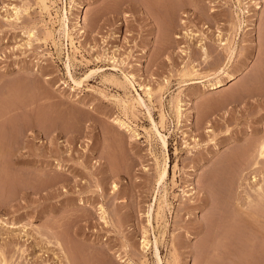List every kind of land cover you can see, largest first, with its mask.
<instances>
[{"label":"rangeland","instance_id":"obj_1","mask_svg":"<svg viewBox=\"0 0 264 264\" xmlns=\"http://www.w3.org/2000/svg\"><path fill=\"white\" fill-rule=\"evenodd\" d=\"M263 63L264 0H0V261L264 264L231 235L264 206Z\"/></svg>","mask_w":264,"mask_h":264},{"label":"bare ground","instance_id":"obj_2","mask_svg":"<svg viewBox=\"0 0 264 264\" xmlns=\"http://www.w3.org/2000/svg\"><path fill=\"white\" fill-rule=\"evenodd\" d=\"M122 4V3H121ZM120 6V5H119ZM61 30H59V32H61V34H63V36L66 38V39H69V35H70V26L68 25V22H67V18L66 17H63L62 20H61V26H60ZM240 27H242V24H240ZM84 33V32H83ZM34 36V35H33ZM194 36V35H193ZM190 38V37H189ZM34 39V38H33ZM224 45V44H223ZM205 48V47H204ZM202 49V48H201ZM205 50V49H204ZM203 51V50H202ZM206 51V50H205ZM235 49L233 50H229V56H228V63L232 62L233 59H234V55H235ZM208 52V51H207ZM206 52V53H207ZM203 53V52H202ZM208 55V54H206ZM116 59V58H115ZM206 59V58H205ZM208 59V58H207ZM68 61H69V64L71 63V58L70 56H68ZM123 63V62H122ZM264 64V63H263ZM69 68L71 67V64L68 66ZM227 67V66H226ZM193 69V68H192ZM225 71H226V68H224ZM194 70V69H193ZM223 71V70H222ZM221 71V72H222ZM223 71V72H225ZM255 71V70H254ZM261 71V70H260ZM259 71V72H260ZM220 72V73H221ZM252 72V71H251ZM69 73H70V70H69ZM94 73V72H92ZM92 73L90 75H92ZM240 73V72H239ZM96 74V73H95ZM262 75H260L258 72H254L252 73V75L250 76V79H249V86H250V95L249 98H251L250 100L253 102L254 100L252 99H255V96L257 95L256 93H259L258 90L256 91V88L258 85H260V83L258 85L255 86L256 82L261 79L259 77V75L262 77V79H264V69L261 73ZM71 75V73H70ZM72 76V75H71ZM237 73H231L227 76V81L230 82L232 80H235L237 77ZM89 77V76H88ZM86 78V77H85ZM90 78V77H89ZM258 78V80H257ZM72 79V78H71ZM261 79V80H262ZM75 81V80H74ZM80 83V82H79ZM75 84L78 85V82L75 81ZM133 85V84H131ZM264 86V85H263ZM260 87L258 86L259 88H264V87ZM225 87V84L224 82H218L216 84H213L211 86V90L212 91H220L222 90L223 88ZM256 87V88H255ZM258 88V89H259ZM262 90V89H260ZM259 90V91H260ZM264 90V89H263ZM148 91V90H147ZM149 92V91H148ZM149 94V93H148ZM151 94V93H150ZM153 95V94H152ZM259 95H261L259 93ZM258 96V95H257ZM256 96V97H257ZM264 96V94L262 95ZM259 97V96H258ZM257 97V98H258ZM142 99V98H140ZM139 99V100H140ZM256 101V99H255ZM142 103V102H141ZM254 103V102H253ZM122 105L125 109H127V102L126 101H122ZM252 108V107H251ZM256 110V109H255ZM125 111V110H124ZM127 111V110H126ZM151 112V111H149ZM126 115V114H125ZM151 116V114H149ZM152 120V123L154 124L153 128H154V133H157L156 136H158L159 138V141L161 142L162 146L164 147V149L166 150L164 153H165V156H164V161L162 162V164L160 163V161L157 159V168H158V179H157V185H161L163 184L168 175H169V157H168V152H167V149H168V140H167V136L163 135L158 129H157V124L156 122L152 119V117L150 118ZM115 124L117 126H119L121 129H128V127L126 126V123H124L123 121H120V120H115ZM263 135V134H262ZM261 135V136H262ZM256 140V139H255ZM257 143H255L256 146H252V148L250 149V158L253 159V164H252V167L253 168H257L259 166V164L261 162H263L264 160V135L263 137H261L259 140H256ZM249 151V150H248ZM249 162V161H248ZM251 163V161H250ZM245 170V169H244ZM260 171V170H259ZM54 184V183H53ZM164 189V199L166 200L167 202V197H168V194H167V189H165V187L163 188ZM254 190V193H257L258 197L255 196V199L259 198V199H263L264 200V186L263 184L262 185H257L255 187ZM254 193H250L251 195ZM159 195V194H158ZM254 198V197H253ZM241 199V198H239ZM249 199V198H248ZM258 199V200H259ZM261 199V200H262ZM260 200V201H261ZM256 202V201H255ZM261 202H264V201H261ZM252 203V201H251ZM250 204V202L248 203ZM253 204V203H252ZM263 204V203H262ZM245 205V204H244ZM243 204L242 205H239V206H234V217H235V221L233 222L232 224V231H231V235H232V238H233V245H234V249L236 251H241V250H245V249H249L250 251H254L255 249H258V243H260V241H264V232L262 231L263 229L262 228V225L264 224L262 222V220H264V206H244ZM150 210V209H149ZM232 212V211H231ZM150 214L151 211H150ZM151 218V215L149 216ZM149 218V223L151 226H152V221L153 219H150ZM229 220V219H228ZM231 221V220H229ZM154 227V226H153ZM155 229V227H154ZM41 237V236H40ZM43 239V238H42ZM155 241V256L157 257V262L158 263H161V258H160V254H159V249L157 247V244H158V240H154ZM12 242V241H11ZM160 243V242H159ZM262 244V243H261ZM243 248V249H242ZM3 252V251H2ZM154 256V257H155ZM257 256H259V253H257ZM156 259V258H155ZM0 264H8V262L6 260H2L0 261Z\"/></svg>","mask_w":264,"mask_h":264}]
</instances>
